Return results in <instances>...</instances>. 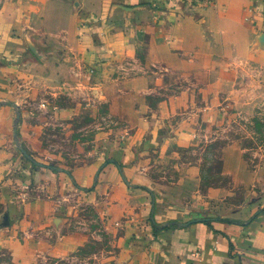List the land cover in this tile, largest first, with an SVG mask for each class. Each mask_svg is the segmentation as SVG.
<instances>
[{
    "label": "crops",
    "instance_id": "obj_1",
    "mask_svg": "<svg viewBox=\"0 0 264 264\" xmlns=\"http://www.w3.org/2000/svg\"><path fill=\"white\" fill-rule=\"evenodd\" d=\"M263 75L264 0H0L4 199L21 186L5 212L46 224L57 257L88 242L74 230L85 206L116 264H264V169L244 150L219 151L231 186L258 195L231 213L211 208L215 190L205 199L166 178L168 161L209 132L189 91L214 93V126L247 104L240 91L264 90ZM78 119L86 132L100 125L98 141L79 162L52 163L48 126Z\"/></svg>",
    "mask_w": 264,
    "mask_h": 264
},
{
    "label": "rangeland",
    "instance_id": "obj_2",
    "mask_svg": "<svg viewBox=\"0 0 264 264\" xmlns=\"http://www.w3.org/2000/svg\"><path fill=\"white\" fill-rule=\"evenodd\" d=\"M264 76V75H263ZM189 112L197 113L191 117L199 119V124L204 119L203 129L209 131L207 136L202 135L198 141L192 142L174 155L167 163L166 178L171 183L184 181V186L192 191H199V196L209 199L210 195H217L218 200L211 201V208L223 209L227 213L236 211L246 206L258 197L256 189H244L231 186L230 178L220 173V150L227 145L239 146L245 153V159L252 169H264V90L246 89L240 91V95L246 105H240L238 112L230 110L225 118H220L216 125L208 123L205 113H215L222 106H214V93L211 91H189ZM254 103L248 105V103ZM263 102V104H262ZM193 103H198L192 105ZM192 105V106H191ZM227 104L223 105L226 106ZM248 105V106H247ZM244 109V110H243ZM228 112V110H227ZM190 117V115L188 116ZM193 118H190V120ZM209 124V126H207ZM53 123L48 126L51 129L50 137L55 143L50 146L52 163L62 161L72 165L85 158L89 144L94 145L98 139L97 132L100 125L85 127L89 120L78 119L66 126ZM114 128L118 124L110 121L104 126ZM67 128L68 130H64ZM217 131L218 133L214 132ZM213 136V137H212ZM205 147V152H197L198 145ZM200 151V148L198 149ZM25 157V156H24ZM200 164L199 176L193 167ZM164 174V171L161 172ZM4 181H0V264H116L115 252L109 243V238L102 234L101 225L94 210L89 207H77L74 216V230L86 235L88 242L73 255L57 257L52 247L58 244V236L45 227L46 224L39 220L23 221V217L12 222L5 212L9 205L17 203L16 193L21 192V186L12 185L14 195L10 200L4 199L2 188ZM4 189V188H3ZM215 193L213 194V191ZM22 194V193H21ZM20 194V195H21ZM19 194L17 195V197ZM207 201V200H206ZM16 206V205H15ZM7 215V217H6ZM97 233L96 239L91 234ZM94 238V239H92Z\"/></svg>",
    "mask_w": 264,
    "mask_h": 264
}]
</instances>
